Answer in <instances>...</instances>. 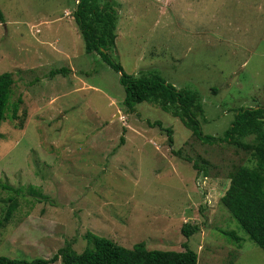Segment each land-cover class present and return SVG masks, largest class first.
<instances>
[{
    "label": "rangeland",
    "instance_id": "1",
    "mask_svg": "<svg viewBox=\"0 0 264 264\" xmlns=\"http://www.w3.org/2000/svg\"><path fill=\"white\" fill-rule=\"evenodd\" d=\"M117 1L114 58L128 74L156 70L199 91L205 134L223 136L239 108L264 105V0ZM76 4L0 0V74H13L12 101L23 98L21 119L1 125L0 218L11 197L19 208L0 227V256L50 259L67 241L82 252L90 231L128 248L184 250L188 241L199 264H264L221 201L233 167L255 165L252 155L203 143L148 102L129 112L121 73L85 51ZM148 120L174 129L182 155ZM198 155L210 162L207 177L193 165ZM185 223L200 230L187 238Z\"/></svg>",
    "mask_w": 264,
    "mask_h": 264
},
{
    "label": "trees",
    "instance_id": "2",
    "mask_svg": "<svg viewBox=\"0 0 264 264\" xmlns=\"http://www.w3.org/2000/svg\"><path fill=\"white\" fill-rule=\"evenodd\" d=\"M120 3L117 0H77L74 12L88 54H98L121 73L120 82L126 95L124 107L129 112L136 110V105L148 102L180 118L194 137L205 144L216 145L228 143L249 152L255 165L236 164L231 170L230 185L221 201L232 217L239 223L250 239L264 250V105L241 107L236 118L223 136L205 134L201 118L206 119L205 109L199 91L191 88L179 89L168 82L156 70L128 74L118 62L113 52L118 37ZM1 18L3 14L0 12ZM53 75L68 73L60 68L51 71ZM15 79L11 72L0 74V139L4 136L1 125L8 118L19 120L23 98L12 101ZM168 134V141L173 148L175 144L174 129L167 127L161 120L151 122ZM23 122L19 124L23 127ZM124 140V138L122 139ZM173 151L181 154V150ZM189 161L191 158L187 157ZM209 160L198 155L193 160L199 174L209 175ZM5 189L18 194L20 189L3 184ZM19 208L16 196L9 199L7 208L0 218V227L9 224ZM200 230L199 225L185 223L183 234L190 238ZM222 233L241 246L242 238L234 230H223ZM88 245L82 252L74 248L73 241L66 244L50 259L35 258L32 260L0 256V264H52L61 260L62 264H199V255L188 241L183 243L184 250L149 249L145 242L128 248L111 239L101 237L93 232L85 235Z\"/></svg>",
    "mask_w": 264,
    "mask_h": 264
}]
</instances>
